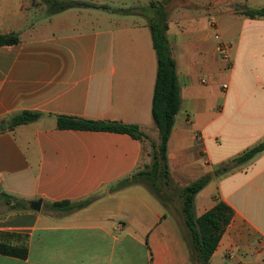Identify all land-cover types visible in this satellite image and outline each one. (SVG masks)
I'll list each match as a JSON object with an SVG mask.
<instances>
[{
	"label": "crops",
	"instance_id": "0c3cea01",
	"mask_svg": "<svg viewBox=\"0 0 264 264\" xmlns=\"http://www.w3.org/2000/svg\"><path fill=\"white\" fill-rule=\"evenodd\" d=\"M85 1L107 8L38 19L31 0H0V33L19 36L0 45V241L27 245L25 258L0 253V264H191L180 205L164 212L134 196L124 202V188L109 190L137 168L146 142L56 126V115L119 121L158 140L151 117L157 57L141 10L152 0ZM129 7L132 13L116 11ZM165 7L180 95L167 160L172 181L184 187L264 140V17L242 12L264 0ZM220 40L228 61L218 54ZM23 110L43 115L8 128L7 117ZM3 193L13 196L10 204ZM89 195L96 198L80 209L51 205ZM219 199L234 214L208 264H264V149L211 179L194 197L195 215Z\"/></svg>",
	"mask_w": 264,
	"mask_h": 264
},
{
	"label": "trees",
	"instance_id": "16d2710c",
	"mask_svg": "<svg viewBox=\"0 0 264 264\" xmlns=\"http://www.w3.org/2000/svg\"><path fill=\"white\" fill-rule=\"evenodd\" d=\"M45 6L47 15H51L73 7H102L85 0H40ZM171 0H152L148 6L141 7L146 16L151 32L153 48L157 57V73L152 94L151 117L157 129L158 141H151L152 161L145 169L133 171L129 175L117 180L109 187V190H119L130 184L140 183L147 187L162 203H171L173 200L162 190V187L172 188V179L167 160V143L174 124L175 115L180 107L179 85L176 75L175 60L171 53V47L166 35L168 28L166 4ZM33 6L37 0H31ZM132 7L118 8L116 11L122 14L132 13ZM242 12L250 18L264 17V7H246ZM19 41L17 33H0V45L15 44ZM43 114L39 111L23 110L15 112L7 117L8 128L36 121ZM56 126L60 129L79 130H103L127 133L132 137L145 141L148 136L137 124L123 123L119 121H106L89 119L72 115H56ZM264 149V140L251 146L235 157L222 162L213 169L184 187H179L176 192L180 200V211L188 230V246L191 264H208L215 251L226 226L231 221L234 210L225 201L217 202L200 216L194 212V197L203 189L211 179L220 176L235 167L250 160L254 155ZM3 200L10 204L13 196L3 193ZM95 195H89L76 201L62 200L52 202L57 209H80L89 205ZM19 206L18 203L10 205V208ZM0 253L19 258L27 255V245H10L0 241ZM152 260V257H150Z\"/></svg>",
	"mask_w": 264,
	"mask_h": 264
},
{
	"label": "rangeland",
	"instance_id": "374dc122",
	"mask_svg": "<svg viewBox=\"0 0 264 264\" xmlns=\"http://www.w3.org/2000/svg\"><path fill=\"white\" fill-rule=\"evenodd\" d=\"M146 1V0H145ZM148 5V4H146ZM33 9L34 13H36V17L43 18L47 16L45 6L41 3L40 0H37V5L34 6ZM222 78L217 79L216 81H221ZM151 138L145 139V151H144V157L135 169V171L145 169L147 168L146 166L149 165L152 161V146H151ZM158 141V140H157ZM153 141V142H157ZM180 186L172 182V188L170 187L169 189L166 187H162V190L166 192V194L172 199L173 201L169 204H164L162 203L147 187H145L143 184L140 183H135V184H130L121 191H119V196L123 199L124 202L128 201L127 199L131 198V196H134L135 200H137L139 203L144 202V203H149V205L152 208H158L159 210H162L164 212H169V209H171L173 206L180 205V200L179 197L177 196L176 190ZM170 206V207H169Z\"/></svg>",
	"mask_w": 264,
	"mask_h": 264
},
{
	"label": "built area",
	"instance_id": "2783aa9c",
	"mask_svg": "<svg viewBox=\"0 0 264 264\" xmlns=\"http://www.w3.org/2000/svg\"><path fill=\"white\" fill-rule=\"evenodd\" d=\"M228 49L229 46L222 40H220L217 44V51L219 56L224 60L228 61L229 60V54H228ZM223 89H226L228 87L227 83H223L221 86Z\"/></svg>",
	"mask_w": 264,
	"mask_h": 264
},
{
	"label": "water",
	"instance_id": "95a60500",
	"mask_svg": "<svg viewBox=\"0 0 264 264\" xmlns=\"http://www.w3.org/2000/svg\"><path fill=\"white\" fill-rule=\"evenodd\" d=\"M4 125V123H2V126ZM40 201H36V202H34L33 203V205H32V207H33V209H39V207H40Z\"/></svg>",
	"mask_w": 264,
	"mask_h": 264
}]
</instances>
